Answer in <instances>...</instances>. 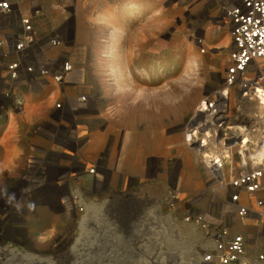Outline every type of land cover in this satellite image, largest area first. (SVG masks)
<instances>
[{"label":"rangeland","instance_id":"374dc122","mask_svg":"<svg viewBox=\"0 0 264 264\" xmlns=\"http://www.w3.org/2000/svg\"><path fill=\"white\" fill-rule=\"evenodd\" d=\"M76 2L84 9L75 42L85 52L74 61L83 75L79 90L91 99L76 136L88 150L45 154L59 162L39 166L56 177L43 185L54 196L34 199L29 184L10 191L14 203L0 207L7 255L18 253L15 264H196L210 240L182 208L206 210L210 195L183 133L225 65L222 10L213 0ZM21 161L11 176L38 170Z\"/></svg>","mask_w":264,"mask_h":264},{"label":"built area","instance_id":"2783aa9c","mask_svg":"<svg viewBox=\"0 0 264 264\" xmlns=\"http://www.w3.org/2000/svg\"><path fill=\"white\" fill-rule=\"evenodd\" d=\"M213 1L222 10L219 22L229 29L226 61L204 98L210 128L190 122L184 127L202 138L200 144L185 143L205 171L210 198L206 210L186 202L182 209L184 219L213 243L196 264H264V0ZM75 5L76 0H0V118L14 117L22 97L47 84L58 89L49 113L55 132L63 133L68 119L87 109L89 94L68 93L72 85L81 87L68 50ZM95 169L92 164L89 171ZM7 252L0 237V264H15L18 253Z\"/></svg>","mask_w":264,"mask_h":264},{"label":"crops","instance_id":"0c3cea01","mask_svg":"<svg viewBox=\"0 0 264 264\" xmlns=\"http://www.w3.org/2000/svg\"><path fill=\"white\" fill-rule=\"evenodd\" d=\"M75 6L76 16L70 23L69 34L71 45L68 47V50L70 49L71 53H73V57L78 56V51L81 49L78 48L80 47V45L78 46V44L75 42V40H77L75 25L78 22V16L81 13V9H84L78 2H76ZM48 10L50 12L48 13L49 16L51 15L53 17L50 19L56 21L57 18L55 16V13L51 11L52 8L48 6ZM84 52L83 50H81V56ZM75 62L77 64V61ZM77 89V86L72 85L68 89V93L73 96L76 93L80 92V90ZM33 90L34 91H29L22 97V108L18 113L15 114L14 117L9 119L0 118V126H3V129H1L2 133L0 134V152L3 154V158L0 161V185H7L8 182L14 184L15 186V188H4L5 191H0V207L4 205L5 200H10L14 203L16 197H12L10 191L17 190L24 184H29L30 186L32 185V189L34 191H31L29 194H31L34 199L38 197H41L43 199L47 198L48 196H54L53 193L55 191V188H46L45 186L53 185V183H55L56 177L54 175H48L46 172L39 170V166H41L40 164H44L47 167L48 165L49 167H51V165L53 166L54 164H56L57 167H59V162H57L56 159L55 161L50 160L51 162L43 160L47 158L45 154L52 153L54 151L52 150L54 149V147L58 149V151L60 150L61 153H85V151L88 150V146L87 148H85V144L82 145L81 142H77L78 138L80 139V136H76V134H79V131H81L80 129H78L81 124V120L85 118L83 117L82 112L78 113L73 120L68 119L70 125L61 134L55 131L49 132L45 129L41 132L35 131V129L39 126H43L44 128H53V124L55 125V122L50 118L49 113L50 108L54 104L56 96H58V89H56L51 84H47L40 86V89H38V87L36 86L33 88ZM31 154H34V156ZM66 156L68 157V155ZM22 157L26 161V163L25 161H21L22 165L25 166L26 164H28L27 166H30L32 168L38 167V170L29 173V176H11L13 172L12 170L19 167V161ZM82 158L85 157L82 156ZM52 162L53 164H50ZM83 177L85 181L91 180V177L89 176L86 177V175H83ZM98 177H100V175ZM22 218L24 219V221L29 222L28 215ZM0 221L3 222L2 219ZM33 230L34 229L26 226L24 232H31ZM201 244H203V246L207 248L213 245L211 241H207ZM200 248H202V245L200 246ZM207 248H204L203 250Z\"/></svg>","mask_w":264,"mask_h":264},{"label":"bare ground","instance_id":"6f19581e","mask_svg":"<svg viewBox=\"0 0 264 264\" xmlns=\"http://www.w3.org/2000/svg\"><path fill=\"white\" fill-rule=\"evenodd\" d=\"M81 50H83V49H81ZM81 50L78 53V56L79 57H81ZM81 59H82V57H81ZM78 76H79V78H78L79 80L81 78H83L82 71H79ZM201 101H200L199 105H197V107L195 108V110L192 113V115L189 117V118H191L190 125H192V127H196L198 125H201V127L204 128V130H206V129L210 128V103H209L208 100H204V99H202ZM185 132H186V137H185ZM185 132L183 133V137H184V141L185 142L187 141V142L191 143V142L197 141V143L200 144L199 143L200 142L199 140L202 139V138H198V134L196 133V130L195 129L187 130ZM204 132H206V131H204ZM128 137H129V135L126 136V141H124V143H123V146H122L123 149H125L126 148L125 146H127V144H128L127 143L128 142ZM205 139H207V138H205ZM202 142L204 144L205 143V140H203ZM185 145H186V143H185ZM132 150L130 152H132ZM133 151H135V150H133ZM69 203L70 202H68L67 204H65L66 205L65 208H67L68 211L70 209H72L71 208L72 207V204L69 205Z\"/></svg>","mask_w":264,"mask_h":264}]
</instances>
